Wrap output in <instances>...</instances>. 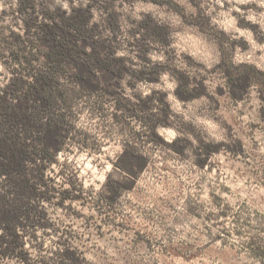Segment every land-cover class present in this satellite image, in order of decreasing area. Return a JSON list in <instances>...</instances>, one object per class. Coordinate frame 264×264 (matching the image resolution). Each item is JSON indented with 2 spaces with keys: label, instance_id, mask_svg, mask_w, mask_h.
Masks as SVG:
<instances>
[{
  "label": "rangeland",
  "instance_id": "374dc122",
  "mask_svg": "<svg viewBox=\"0 0 264 264\" xmlns=\"http://www.w3.org/2000/svg\"><path fill=\"white\" fill-rule=\"evenodd\" d=\"M0 144V264H264V0H0Z\"/></svg>",
  "mask_w": 264,
  "mask_h": 264
},
{
  "label": "trees",
  "instance_id": "16d2710c",
  "mask_svg": "<svg viewBox=\"0 0 264 264\" xmlns=\"http://www.w3.org/2000/svg\"><path fill=\"white\" fill-rule=\"evenodd\" d=\"M11 146H12V144L10 145V147L8 146V145H3V144H0V158L3 156V154H6V152H7V150L9 151V154L11 155V153L13 152V148H12V150H11ZM11 156H13V155H11ZM12 159H11V157H9L8 158V160H7V165H8V163L11 161ZM20 160H22L23 161V158L22 159H20ZM0 172L1 173H6L7 172V170H6V168H3V167H1L0 168ZM7 234H9V235H13L14 237H17V232H16V229H15V227H11V228H9L8 230H7ZM3 242H5V241H2L1 242V244L3 243ZM1 244H0V246H1ZM5 246H6V244H5ZM4 246V247H5Z\"/></svg>",
  "mask_w": 264,
  "mask_h": 264
}]
</instances>
